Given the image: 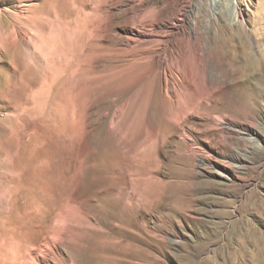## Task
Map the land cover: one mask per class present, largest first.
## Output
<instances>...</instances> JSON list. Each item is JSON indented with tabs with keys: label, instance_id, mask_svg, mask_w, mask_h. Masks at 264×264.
<instances>
[{
	"label": "rangeland",
	"instance_id": "1",
	"mask_svg": "<svg viewBox=\"0 0 264 264\" xmlns=\"http://www.w3.org/2000/svg\"><path fill=\"white\" fill-rule=\"evenodd\" d=\"M190 2L0 0V264H264V0Z\"/></svg>",
	"mask_w": 264,
	"mask_h": 264
},
{
	"label": "bare ground",
	"instance_id": "2",
	"mask_svg": "<svg viewBox=\"0 0 264 264\" xmlns=\"http://www.w3.org/2000/svg\"><path fill=\"white\" fill-rule=\"evenodd\" d=\"M247 3H248L247 0H233V22H234V20H236L237 21V25H236V28L231 29V31L238 32V36L240 38H242V36H245L250 41L253 42V39H254L253 31H251L250 29L246 28L247 25L244 24L243 11H242V8H241V6H243V5L245 6V4H247ZM189 5H190L189 10L187 12L183 13V14L186 15V17L188 18V19L186 18L187 19L186 21L189 22L188 23L189 24V28L188 29L190 30V33L192 34V37L195 38V39H198L199 38L198 29L199 30L203 29V27L201 26L203 24H202L201 17L199 16V11L201 10L203 14H204L205 11H207V9H208L207 0H191ZM253 14L255 16H257L258 11L254 10ZM184 15L182 16L183 19H185ZM191 16H193V18L190 19ZM255 16H254V18H257ZM222 31H224V29ZM224 36H226V37H224ZM223 37L227 38V34L224 33ZM253 47H255L254 43H253V46H252V50H253ZM255 52H257V51H255ZM255 52H254V55L256 54ZM191 67L192 66L189 63L184 64V69H185V73H186V75H185L186 81L185 82H186L187 87L189 89H191L192 91H195V89H197V88H196V85L194 83V71H193V68H191ZM182 89L183 88L181 87V89L179 91H182ZM245 94H246L245 93V89L243 88L241 90V97H245Z\"/></svg>",
	"mask_w": 264,
	"mask_h": 264
}]
</instances>
